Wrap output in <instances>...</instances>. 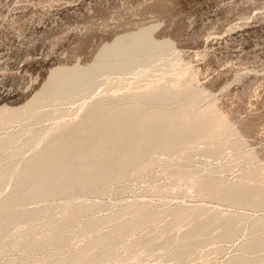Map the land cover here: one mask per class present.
I'll return each instance as SVG.
<instances>
[{
  "label": "bare ground",
  "instance_id": "obj_1",
  "mask_svg": "<svg viewBox=\"0 0 264 264\" xmlns=\"http://www.w3.org/2000/svg\"><path fill=\"white\" fill-rule=\"evenodd\" d=\"M152 31V27H145L136 32L119 36L115 40H111L110 43H104L90 64L71 67L56 66L49 72L43 86L38 87L40 90L25 104L15 108L4 105L0 107V128L7 129L9 127L10 129L18 122H24L30 126L38 125L54 113L57 114V118L63 117L62 112H58L54 108L64 101L70 102L71 99L74 101L77 99L75 96L81 95L83 92L88 95L86 91L92 89L95 91L101 82V84H106L103 89L108 85L121 88L123 77L118 79L119 77L116 78L118 75L113 77V74L133 73L139 67L145 71L151 62L173 47L171 39L156 40ZM168 62L170 63L169 60ZM186 78L188 77L185 76ZM116 82L119 83L115 85ZM207 93L205 90L193 86L190 80L181 82L177 74L169 81H156L151 87L146 84L136 85L118 95L109 92L103 96L99 94L100 97L98 96L90 102L84 101L80 107L77 106L81 112L77 120L63 124L58 122L59 124L57 123L56 126L52 125L45 129H40L42 126L39 124L41 126L40 128L38 126L39 129L29 128L30 130L20 131L19 128V131L16 132L9 131L10 133H7L2 141L0 140V195L7 185L11 186L10 192L0 198V257L6 254L10 255L12 251H19L17 248L20 249V247L25 251L31 247H40L43 253L35 262L32 261L33 263H27L28 261L24 259V262H13V260L6 262L4 260L5 262H0V264H101L110 259L120 260L119 258H124L128 254L132 255L131 258L139 260L144 252L152 254L156 253L158 249H162L163 255H167L175 261V264H182L186 260H191L189 258L191 254L204 244L235 238L245 223L242 222L245 217L241 214L242 211L240 213L227 211L222 214L218 210H210L205 205L195 208H191L192 205L183 207V202L182 206H177V203L175 207L165 209L163 207L162 210H157L146 199V202L143 201L144 199L142 201L136 199L133 201L134 199H132L129 203L121 204L115 211V208H112L113 212H109L107 215L100 217L92 215L86 220L81 218L89 214L95 207L100 206L97 202H88L87 198L85 199L86 196L94 194L100 195V197L101 195L105 196L109 192L111 193L114 185L118 186L122 183L129 185L128 183L131 181L129 179H141L156 166L159 155L162 154L166 155L167 157L164 158L168 160L174 156V159L171 157V160L174 161L170 162L182 166L172 170L171 176H176L178 180L185 181V183L190 182L191 187L198 190L199 194L205 198H213L235 207L263 209L264 170L262 167H258L259 165L243 173L240 179H235L236 181L231 179V182H227L225 176L223 177L226 180L222 176H218V173L215 174V169L210 168L203 171L202 167L201 169L188 168L192 162L193 152L196 154L195 152L202 151L210 157H219L228 142H231V148L240 149L246 146L243 145L246 141H242L241 135H239L241 139L230 140V136L236 130L233 129L226 115L218 112L212 103L200 106L201 101L207 97ZM79 97L83 98V94ZM207 101L211 102V100ZM44 107L51 109L54 107V110H43ZM65 107H63V113ZM25 125L22 127L24 128ZM47 125L49 126V124ZM0 136L2 138V135ZM22 138L24 139L21 140ZM20 140L21 144H19ZM32 141L36 144L33 145ZM29 145H31L30 154L23 156L24 149L29 148ZM6 152L8 153L6 154ZM4 154H6L5 157H3ZM244 154L246 155V151ZM248 155L250 156L249 153ZM238 156L242 157L243 155ZM162 160L160 159L159 163ZM207 160L204 161L209 163ZM171 166L173 165H168V167ZM219 174L221 173L219 172ZM161 175L160 177H162ZM132 184L133 182L129 186L131 187ZM160 184L162 183L160 182ZM164 185H167L166 182ZM129 186H125L123 189L126 187L128 189ZM114 190L113 192L117 190V187ZM179 193L181 194V192ZM176 195L173 193L170 197ZM157 196L159 198L160 195ZM64 197L68 199L66 202H53L57 198ZM45 200L49 201L46 205L30 206L31 203ZM106 205L108 207L110 203ZM54 211H57L61 216L53 215ZM161 218L169 219L158 230L157 238L161 239L160 242L155 237H149L150 235L138 238V232L141 233L142 228L146 233L144 227L147 228L148 225L150 227L152 222ZM17 222L22 225L14 230L12 225ZM253 222L255 225L252 223L254 228H251V237L241 245L243 253L229 259L226 264H260L264 260V233L262 232V230L264 231V216L258 217ZM105 224H110L108 231H102ZM183 227L185 229H182ZM215 230L218 231L216 234H214ZM35 232H41L42 236L30 239V235ZM152 234H156V232ZM124 235L127 237L124 238ZM73 236H80L83 243L80 246L66 248V242L71 241ZM70 241L69 243H71ZM187 245L190 247H186ZM10 249L12 251L8 253ZM92 250H95L94 256H90ZM213 250L215 251V249ZM197 252L199 253V250ZM161 253H157V258ZM194 255H192V259ZM210 255L212 254H209V257ZM150 256L152 257V255Z\"/></svg>",
  "mask_w": 264,
  "mask_h": 264
},
{
  "label": "rangeland",
  "instance_id": "obj_2",
  "mask_svg": "<svg viewBox=\"0 0 264 264\" xmlns=\"http://www.w3.org/2000/svg\"><path fill=\"white\" fill-rule=\"evenodd\" d=\"M149 26L153 28L152 35L153 37L155 36L156 40H164L165 38L173 41V47L169 51L163 52L155 61L151 62V67L149 66L145 71H142L143 69L139 67L133 73L113 74V77L118 75L116 77H119L118 79L123 77L121 79L123 82L121 88L108 85V87L103 89L106 84H101V82L97 85L98 87L96 89L94 88L95 91L93 89V91H86L88 95L83 92V98L79 97L82 95L79 94L77 95L79 98L75 96L77 99L74 98V101L72 99V101L70 100L71 103L64 101L65 103H60V106L58 105L59 107H52V109H57L58 112L61 111L63 117L57 118V114L54 113L53 115L56 116L52 115V118H48L50 119L49 121L47 119L44 122L38 123V125L33 124L30 126L24 122H18L19 125L16 123L14 124L15 127L11 126L10 129L9 127L7 129L0 128V131H2L0 133V135H2V138L0 136V140L2 141L7 133L16 132L19 128L20 131L30 130L29 128L39 129L41 126L40 129H45L52 125L56 126L58 122H62L63 124L68 121L77 120L81 115L78 109L84 101L90 102L98 96L100 97V95H105L107 92L118 95L130 90L131 87L136 85L146 84L148 87H151L156 81L166 82L169 81L171 77L178 74L181 82L190 80L193 86L208 92L207 97L200 103L201 107L212 103L218 112L228 117L233 129L235 128L234 130H236L234 134H232V136H235H230V140L233 138V140H235V138L237 139L242 136V141H246V143L243 144L246 146L242 145L243 147L240 149L234 147H232L234 148L232 149L231 142H228L223 153L220 155L222 157H210L208 154L202 153V151L195 152L196 154L193 152L192 162L188 168L201 169L202 167L203 171H207L210 168L215 169V174L218 173V176H225L227 182H231V179H233L232 181L240 179L243 173L256 168L257 165L264 170V0H0V107L4 105L9 108H15L25 104L40 90L47 80L50 74L49 72L55 69L56 66L71 67L80 64L82 66L90 64L102 48L100 46H104V43H110L119 36H123L126 33L130 34ZM152 67L154 68L151 69ZM167 67H169L168 69H171V71H168ZM159 68L160 71H158ZM150 70L154 71L151 72ZM137 75H139L138 78ZM185 76L190 79H185ZM118 83L119 82H116L115 85ZM84 95H86L85 98ZM207 100H211V102ZM61 105L63 107L66 106L64 113V108ZM78 105L79 107H77ZM44 108L43 110H52L50 107ZM73 111L74 113L70 114V112ZM46 123L49 124V126ZM24 125L25 129L22 127ZM23 139L24 138L21 140ZM20 141L19 144L22 143V141ZM34 144H36V142H34L33 145ZM30 148L31 145H29V148L26 147L24 149L23 156H28L30 154ZM245 151L246 155L244 154ZM8 152H6V154ZM6 154H4L3 157H5ZM238 155L243 156L241 157ZM165 156L166 155L163 154L159 155L156 166L150 169L141 179H129L131 183L133 182L131 187L129 186L131 184L130 182L128 183L129 185H127V183H122L118 185L120 188L122 187L121 189L117 185H114V187H117V190L115 187V191L113 187L111 193L109 192L105 196L101 195L100 197V195L98 196L95 194L86 196L85 199L87 198L86 200L88 202H97L100 206L95 207V210L93 209L89 214L81 217L82 220H86L92 215H95V217L96 215L97 217L107 215L109 212H113L114 208L115 211L121 204L123 205L124 202L125 204L129 203L132 199H134L133 201H135V199L138 201L144 199V202L147 200V202L153 208L156 207L157 210H162L163 207V209L175 207L177 203V206H182L184 203L183 207H190L192 205L191 208H195L199 205H205V207L210 210H218V212L222 214L227 213V211L239 213L242 211L241 214L245 216L242 222L245 223L243 229L235 238L228 239V241H218L213 244H204L198 249L199 253L197 252L198 250H196V253H192L189 257L191 260H186L187 262L184 261L182 264H193L194 262V264H226L229 259L241 255V253H243L241 245L246 239L251 237V228H254L255 225L253 221L262 215L264 216V208L258 210L254 208L248 209L247 207H235L213 198H205L199 194L200 192L198 190L191 187V184H189L190 182L185 183V181L178 180L176 176H171L170 172H172V170H176L178 167L180 168L182 166L170 162L175 158L174 156H171L173 157L172 160L170 156V158L168 157L169 160L164 158ZM252 158L254 159L252 160ZM160 159H164L162 160L163 162L161 161V163H159ZM206 159H208L207 161L211 165L204 161ZM165 161L167 162L164 163ZM168 165L173 166L168 167ZM219 172L221 174H219ZM159 174H162L161 176L163 178L160 177ZM169 176L172 178H168ZM226 178L224 179L226 180ZM155 179L157 182H155ZM4 180L6 181L7 179L5 178ZM160 182L162 184H160ZM165 182L167 185H164ZM182 182L184 183L182 184ZM125 186H129L128 189L126 187L124 188L126 190H124L123 187ZM10 189L11 186L7 185L1 193L0 198L9 193ZM113 190L115 192H113ZM118 190H122L123 192ZM170 191L172 193L171 195H173V193L177 195L170 197ZM179 192H181V194ZM161 193L165 194L162 195ZM151 194L153 197L150 196ZM157 195H160L159 198ZM156 198L158 199L156 200ZM67 200L68 199L64 197L57 198L53 202L63 203ZM48 203L49 201L45 200L39 203H31L30 206H42ZM109 203L110 205L106 207V204ZM116 204H119L118 207ZM158 205H160L161 209ZM52 214H56V217L61 216L57 211L52 212ZM166 219L167 218H161L155 220L154 223L152 222V224H150L151 228L149 225L147 228L144 227L146 233L143 232L144 230H142V228L140 230L141 233L138 232V238L148 237L149 235V237L157 238L158 230L163 224H166L169 218ZM252 223L254 225H252ZM14 224H17V226ZM14 224L12 225L14 230L22 225L21 223L19 224V222ZM105 225L103 226L105 227L104 229L102 227V231L109 230L110 224ZM148 229L152 230L149 231ZM182 229L185 228L183 227ZM153 232H156V234H152ZM217 232L218 231L215 230L214 234ZM262 232L264 233L263 230ZM262 232H260V234ZM41 236V232H35L31 234V238H29L36 239ZM126 237L127 235H124V238ZM72 238L71 241L69 240L72 245L68 241L66 242V248L70 246H80L83 243L82 240H80V236H73ZM159 239L160 238H157V241L160 242L161 239ZM186 247H190V245ZM12 249H10L8 253H10ZM14 249L16 250V248ZM17 249L19 251H12L13 253L11 252V256L6 254L4 255L5 257H0V262L4 263L5 261L12 260L13 262H20L26 259L28 262L26 260L25 262L33 263L43 253L40 247H31L26 251L22 247ZM213 249H215V251ZM161 250L162 249H158L156 253L152 254H150L151 252H144L139 260L131 258L132 255L130 256V254H128L129 256L123 255L124 258H119L120 260L110 259L101 264H175V261L167 255L164 256ZM217 250L220 252L223 250L224 252L222 251L220 253ZM157 253H161L158 254L159 259L156 256ZM209 254L212 255L209 257ZM94 255L95 250H92L90 256ZM150 255H152V257ZM192 255H194L193 259ZM260 264H264V260Z\"/></svg>",
  "mask_w": 264,
  "mask_h": 264
}]
</instances>
